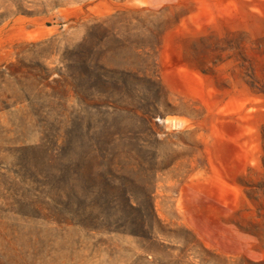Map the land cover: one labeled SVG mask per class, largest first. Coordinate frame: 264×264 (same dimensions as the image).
I'll use <instances>...</instances> for the list:
<instances>
[{
	"label": "rangeland",
	"instance_id": "1",
	"mask_svg": "<svg viewBox=\"0 0 264 264\" xmlns=\"http://www.w3.org/2000/svg\"><path fill=\"white\" fill-rule=\"evenodd\" d=\"M0 15V264H264V0Z\"/></svg>",
	"mask_w": 264,
	"mask_h": 264
},
{
	"label": "trees",
	"instance_id": "2",
	"mask_svg": "<svg viewBox=\"0 0 264 264\" xmlns=\"http://www.w3.org/2000/svg\"><path fill=\"white\" fill-rule=\"evenodd\" d=\"M1 16V15H0Z\"/></svg>",
	"mask_w": 264,
	"mask_h": 264
}]
</instances>
